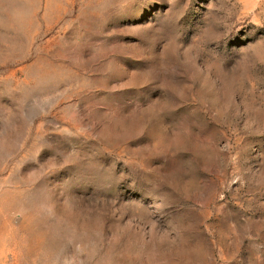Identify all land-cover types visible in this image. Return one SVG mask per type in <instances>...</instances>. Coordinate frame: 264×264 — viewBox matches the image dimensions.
<instances>
[{"label":"rangeland","instance_id":"1","mask_svg":"<svg viewBox=\"0 0 264 264\" xmlns=\"http://www.w3.org/2000/svg\"><path fill=\"white\" fill-rule=\"evenodd\" d=\"M0 264H264V0H0Z\"/></svg>","mask_w":264,"mask_h":264}]
</instances>
